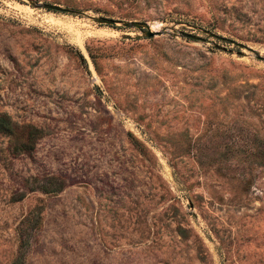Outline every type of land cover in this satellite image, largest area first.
<instances>
[{"label": "rangeland", "instance_id": "obj_1", "mask_svg": "<svg viewBox=\"0 0 264 264\" xmlns=\"http://www.w3.org/2000/svg\"><path fill=\"white\" fill-rule=\"evenodd\" d=\"M39 1L73 11L0 0V111L40 129L0 131V264H264V0Z\"/></svg>", "mask_w": 264, "mask_h": 264}, {"label": "water", "instance_id": "obj_2", "mask_svg": "<svg viewBox=\"0 0 264 264\" xmlns=\"http://www.w3.org/2000/svg\"><path fill=\"white\" fill-rule=\"evenodd\" d=\"M30 2L34 6H38V7L42 6V7L48 8V9L63 10V11H73L72 8L60 5V4L55 3V2L39 1V0H30ZM89 17L92 20H94V21H96L98 23H107V24L122 23L125 26L137 27V28H139L142 31L143 35H145V36H152L155 33L159 32L157 30H152L150 28L149 22L146 21V20H141V19H121V18H118V17L101 15V14L90 15ZM178 32L182 36L191 37V38H194V39L203 38L199 34L192 33V32L185 31V30H178ZM206 33L210 37H215V38H218V39H221V40H224V41L232 42L233 44H235L237 46L247 47V48L255 51V49H253L252 47H250L248 45H245L241 41H238V40L233 39L231 37L216 33V32H214L212 30H206ZM255 56L257 58H259V59H263L264 60V55H262L260 53H257L256 51H255Z\"/></svg>", "mask_w": 264, "mask_h": 264}, {"label": "trees", "instance_id": "obj_3", "mask_svg": "<svg viewBox=\"0 0 264 264\" xmlns=\"http://www.w3.org/2000/svg\"><path fill=\"white\" fill-rule=\"evenodd\" d=\"M0 131L8 133L14 139L13 149L17 152L30 149L36 139L40 136L39 127L30 123H18L11 116L5 112L0 111ZM259 155L264 162V147L259 149ZM23 249L15 256L10 264H22Z\"/></svg>", "mask_w": 264, "mask_h": 264}]
</instances>
